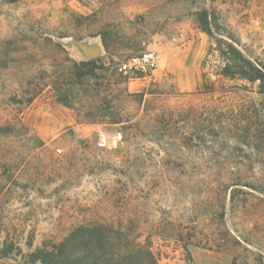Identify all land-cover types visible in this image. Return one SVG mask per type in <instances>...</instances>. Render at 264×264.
<instances>
[{
	"label": "rangeland",
	"instance_id": "1",
	"mask_svg": "<svg viewBox=\"0 0 264 264\" xmlns=\"http://www.w3.org/2000/svg\"><path fill=\"white\" fill-rule=\"evenodd\" d=\"M147 50L152 77L120 71ZM238 55L264 67V0H0V264L97 224L160 264H264V96Z\"/></svg>",
	"mask_w": 264,
	"mask_h": 264
},
{
	"label": "trees",
	"instance_id": "2",
	"mask_svg": "<svg viewBox=\"0 0 264 264\" xmlns=\"http://www.w3.org/2000/svg\"><path fill=\"white\" fill-rule=\"evenodd\" d=\"M234 59L240 77L259 82L258 93L264 96V67L240 55ZM93 64L91 60L85 65L92 71ZM30 260L41 264H160L149 245L103 224L79 228L61 242L44 245L30 254Z\"/></svg>",
	"mask_w": 264,
	"mask_h": 264
},
{
	"label": "built area",
	"instance_id": "3",
	"mask_svg": "<svg viewBox=\"0 0 264 264\" xmlns=\"http://www.w3.org/2000/svg\"><path fill=\"white\" fill-rule=\"evenodd\" d=\"M159 66V57L156 52L147 50L129 56L119 65L120 71L134 78H150ZM123 141L121 132L109 134L100 132L97 138V147L100 149H117Z\"/></svg>",
	"mask_w": 264,
	"mask_h": 264
},
{
	"label": "water",
	"instance_id": "4",
	"mask_svg": "<svg viewBox=\"0 0 264 264\" xmlns=\"http://www.w3.org/2000/svg\"><path fill=\"white\" fill-rule=\"evenodd\" d=\"M77 44L80 46L82 51L90 58H93L99 54V51L97 49H93L85 43L77 42Z\"/></svg>",
	"mask_w": 264,
	"mask_h": 264
}]
</instances>
